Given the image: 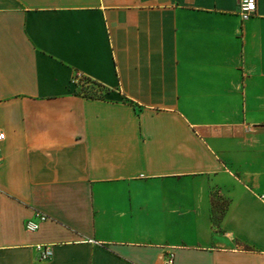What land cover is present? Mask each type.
<instances>
[{
    "label": "crops",
    "instance_id": "0c3cea01",
    "mask_svg": "<svg viewBox=\"0 0 264 264\" xmlns=\"http://www.w3.org/2000/svg\"><path fill=\"white\" fill-rule=\"evenodd\" d=\"M238 11L0 0V264H264V0Z\"/></svg>",
    "mask_w": 264,
    "mask_h": 264
},
{
    "label": "built area",
    "instance_id": "2783aa9c",
    "mask_svg": "<svg viewBox=\"0 0 264 264\" xmlns=\"http://www.w3.org/2000/svg\"><path fill=\"white\" fill-rule=\"evenodd\" d=\"M257 13V0H239L238 14L242 21H247ZM82 80V75L77 73L74 77V82ZM5 139V135L0 132V143ZM260 200L264 203V195L259 196ZM37 221L29 220L25 223V227L30 232L38 231L43 223L48 220L47 215L43 213L36 214ZM39 258L42 261H47L52 257V250L50 246L39 244L35 246ZM175 254L172 252L167 253L164 264H174Z\"/></svg>",
    "mask_w": 264,
    "mask_h": 264
},
{
    "label": "rangeland",
    "instance_id": "374dc122",
    "mask_svg": "<svg viewBox=\"0 0 264 264\" xmlns=\"http://www.w3.org/2000/svg\"><path fill=\"white\" fill-rule=\"evenodd\" d=\"M88 84V82L87 81H85V80H81L79 83H77L76 85H78L79 86V92L80 93H83V94H85V95H87V96H96V95H99V92H98V90H99V88H96L97 86H94V85H87ZM95 89L97 90V91H95ZM103 91V90H102ZM101 94V93H100ZM103 94V93H102Z\"/></svg>",
    "mask_w": 264,
    "mask_h": 264
},
{
    "label": "trees",
    "instance_id": "16d2710c",
    "mask_svg": "<svg viewBox=\"0 0 264 264\" xmlns=\"http://www.w3.org/2000/svg\"><path fill=\"white\" fill-rule=\"evenodd\" d=\"M93 85H94V86H97L96 88H99V89L101 88L100 85H97V84H93ZM100 96H101V95L99 94V95H96V96L94 95V96H90V97H100Z\"/></svg>",
    "mask_w": 264,
    "mask_h": 264
}]
</instances>
